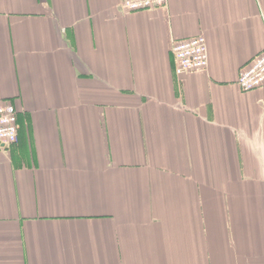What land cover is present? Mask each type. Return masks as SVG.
<instances>
[{"label": "crops", "instance_id": "obj_1", "mask_svg": "<svg viewBox=\"0 0 264 264\" xmlns=\"http://www.w3.org/2000/svg\"><path fill=\"white\" fill-rule=\"evenodd\" d=\"M262 52L264 0H0V264H264Z\"/></svg>", "mask_w": 264, "mask_h": 264}, {"label": "built area", "instance_id": "obj_2", "mask_svg": "<svg viewBox=\"0 0 264 264\" xmlns=\"http://www.w3.org/2000/svg\"><path fill=\"white\" fill-rule=\"evenodd\" d=\"M169 0H119V9L125 14H138L167 8ZM176 62V74L204 72L209 67V51L205 36H197L176 42L172 48ZM237 87L249 93L264 87V52L258 54L239 73ZM19 116L15 106L0 103V151L18 144Z\"/></svg>", "mask_w": 264, "mask_h": 264}]
</instances>
